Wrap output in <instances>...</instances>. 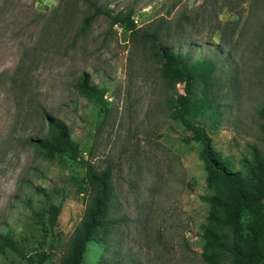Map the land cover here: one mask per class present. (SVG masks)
<instances>
[{"label":"rangeland","instance_id":"obj_1","mask_svg":"<svg viewBox=\"0 0 264 264\" xmlns=\"http://www.w3.org/2000/svg\"><path fill=\"white\" fill-rule=\"evenodd\" d=\"M92 1L111 15L131 10L135 27L104 14L83 27L91 9L82 0H0V233L17 248H5L0 264L34 263L38 251L40 264H61L89 198L79 188L86 162L109 167L118 221L106 243L85 244L80 264H207L200 196L214 190L199 142L174 116L184 83L163 74L155 47L137 35L156 32L182 58L212 62L210 108L193 121L250 184L263 155L264 0ZM15 72L28 78L20 97L10 86ZM81 73L105 88L102 102L74 86ZM28 98L65 124L81 159L44 156L24 142L46 130ZM49 203L59 206L51 227ZM220 232L231 245L228 221ZM215 252L211 264H232L225 246Z\"/></svg>","mask_w":264,"mask_h":264},{"label":"trees","instance_id":"obj_2","mask_svg":"<svg viewBox=\"0 0 264 264\" xmlns=\"http://www.w3.org/2000/svg\"><path fill=\"white\" fill-rule=\"evenodd\" d=\"M82 1L91 9L82 19L83 27H87L98 14L107 15L111 24H119L127 30L135 27L131 10L111 15L92 0ZM223 5L232 7L235 4L232 0H225ZM137 36L155 47L163 65V74L184 83L183 94L176 98L174 116L190 132L191 137L199 142V155L206 171V183L214 190L212 194L200 196L208 206L207 224L201 233L203 260L207 264L213 263L217 247L223 245L232 255V264H264V106L258 112L262 120L260 131L263 155L256 160L253 181L247 184L239 172L231 168L227 159L212 147L205 128L193 121L196 114L210 108L208 95L214 84L212 62L206 59L188 61L182 58L170 46L158 42L160 37L156 32L147 31ZM10 86L19 97L28 93L26 74L15 72L10 79ZM74 86L86 98L97 103L102 102L106 92L105 88L90 83L87 73H81ZM26 100L29 108L32 109L34 105L39 111L46 130L41 135L26 138L24 142L44 156L67 154L71 158L81 159L78 144L71 138L65 124L44 112L39 105L32 104L33 101L29 98ZM79 188H88L89 198L82 220L70 236L69 249L61 264H80L85 244L90 241L106 243L111 229L118 221L112 216V187L108 166L96 169L86 162L84 181ZM35 189L43 193V189ZM58 211V205L48 204L47 223L50 227L54 225ZM225 221L233 229L234 241L231 245H225L221 241V224ZM5 248L17 251L14 241L6 232L0 233V253ZM35 257L36 261L31 264H40L45 259V254L38 251Z\"/></svg>","mask_w":264,"mask_h":264},{"label":"built area","instance_id":"obj_3","mask_svg":"<svg viewBox=\"0 0 264 264\" xmlns=\"http://www.w3.org/2000/svg\"><path fill=\"white\" fill-rule=\"evenodd\" d=\"M131 18H132L133 22L135 23V22H136V20H135V19H133V16H131Z\"/></svg>","mask_w":264,"mask_h":264}]
</instances>
